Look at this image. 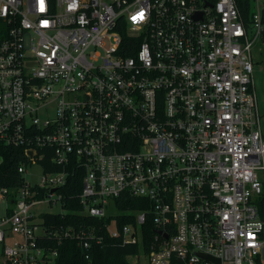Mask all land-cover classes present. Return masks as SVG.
<instances>
[{"label":"built area","instance_id":"1","mask_svg":"<svg viewBox=\"0 0 264 264\" xmlns=\"http://www.w3.org/2000/svg\"><path fill=\"white\" fill-rule=\"evenodd\" d=\"M263 4L247 24L236 0H0V143L27 156L15 197L0 189V264H56L45 239L101 242L44 226L71 170L88 216L117 215L124 195L148 202L109 229L142 243L151 221L148 264H259Z\"/></svg>","mask_w":264,"mask_h":264},{"label":"trees","instance_id":"2","mask_svg":"<svg viewBox=\"0 0 264 264\" xmlns=\"http://www.w3.org/2000/svg\"><path fill=\"white\" fill-rule=\"evenodd\" d=\"M241 15L247 24H250L253 15V0H236ZM47 150L40 151V153ZM27 161V156L22 148L6 146L0 143V189L6 188L10 197L14 198L12 192L16 191L23 183V177L19 173V167ZM40 165L45 171L56 172L60 169L52 167L49 157H44ZM84 173L71 170L67 183L60 189L64 196L63 213L44 215V226L46 229L70 228L87 235L101 238L97 243L96 239H89L90 248H85L77 239L63 238L45 239L48 247L57 251L56 264H133L129 260L132 257L148 254L153 244L155 227L151 221L142 226L143 241L136 244H124L121 238H113L110 234V227L114 221L118 227L126 224H135L137 211L146 209L147 201L134 199L128 195L115 200L117 215L109 213L104 218L88 216L82 211L78 199L82 187ZM258 208L261 219L264 221V200L258 201ZM44 242V244H45ZM260 264V260H259Z\"/></svg>","mask_w":264,"mask_h":264},{"label":"crops","instance_id":"3","mask_svg":"<svg viewBox=\"0 0 264 264\" xmlns=\"http://www.w3.org/2000/svg\"><path fill=\"white\" fill-rule=\"evenodd\" d=\"M262 14H263V24H264V4H263ZM253 62H254V83H255V89L257 93V100L259 106V103H262V101L264 100V98L262 97V95H264L263 93L264 91V32L260 40L255 44L253 48ZM261 132L264 137V130L262 127H261ZM260 264H264V250L260 255Z\"/></svg>","mask_w":264,"mask_h":264},{"label":"rangeland","instance_id":"4","mask_svg":"<svg viewBox=\"0 0 264 264\" xmlns=\"http://www.w3.org/2000/svg\"><path fill=\"white\" fill-rule=\"evenodd\" d=\"M255 52V51H254ZM255 55V53H254ZM263 90V88H262ZM264 93V91H263ZM262 97L264 98V95H262ZM259 110H260V114H261V127L263 128L264 130V100L262 101V103H259ZM53 110V105L50 106V111L52 112ZM32 174L33 176L32 177H29V180L31 182H37L39 177L41 176L42 174V169L40 166H35L33 169H32ZM45 208H43L42 210H44ZM2 252V247L0 246V253ZM150 252V251H149ZM140 260L139 258L137 257H132L130 258L129 260L131 261V263L133 264H148V261H147V256L149 255L148 254H144L143 252L140 254Z\"/></svg>","mask_w":264,"mask_h":264},{"label":"water","instance_id":"5","mask_svg":"<svg viewBox=\"0 0 264 264\" xmlns=\"http://www.w3.org/2000/svg\"><path fill=\"white\" fill-rule=\"evenodd\" d=\"M205 258H207L208 260H213L211 257H205ZM214 261V260H213ZM216 262H218V261H216ZM219 263V262H218Z\"/></svg>","mask_w":264,"mask_h":264},{"label":"snow or ice","instance_id":"6","mask_svg":"<svg viewBox=\"0 0 264 264\" xmlns=\"http://www.w3.org/2000/svg\"><path fill=\"white\" fill-rule=\"evenodd\" d=\"M140 15H141V18H142L143 14L141 13Z\"/></svg>","mask_w":264,"mask_h":264}]
</instances>
